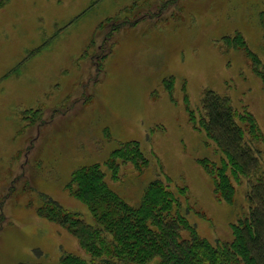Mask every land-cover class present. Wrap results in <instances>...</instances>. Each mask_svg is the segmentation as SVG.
Returning a JSON list of instances; mask_svg holds the SVG:
<instances>
[{"label": "rangeland", "instance_id": "obj_1", "mask_svg": "<svg viewBox=\"0 0 264 264\" xmlns=\"http://www.w3.org/2000/svg\"><path fill=\"white\" fill-rule=\"evenodd\" d=\"M207 90L252 116L264 170V0H0V264L86 257L38 208L47 197L91 222L69 182L92 164L131 206L156 178L184 188L197 235L230 241L248 184L232 179L231 202L214 192L201 161L221 153L190 118ZM130 141L147 162L118 158L113 176Z\"/></svg>", "mask_w": 264, "mask_h": 264}, {"label": "trees", "instance_id": "obj_2", "mask_svg": "<svg viewBox=\"0 0 264 264\" xmlns=\"http://www.w3.org/2000/svg\"><path fill=\"white\" fill-rule=\"evenodd\" d=\"M190 118L221 153L219 163L201 161L213 178L217 197L231 202L232 179H247L249 213L232 224V239L211 242L197 235L181 209L184 188L177 193L156 178L146 186L140 203L131 206L111 191L99 165L92 164L77 169L69 182L87 204L91 222L47 197L38 208L61 222L86 254L65 252L59 264H264V170L254 144L259 138L252 116L237 112L227 95L207 90L198 115L192 112ZM110 155L107 165L113 176L118 158L137 167L147 162L136 141L125 142Z\"/></svg>", "mask_w": 264, "mask_h": 264}]
</instances>
